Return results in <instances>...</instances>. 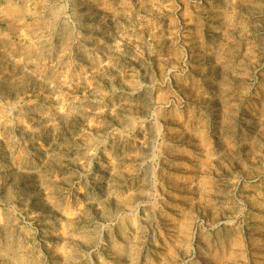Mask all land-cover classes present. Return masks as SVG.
I'll return each mask as SVG.
<instances>
[{"label":"rangeland","instance_id":"374dc122","mask_svg":"<svg viewBox=\"0 0 264 264\" xmlns=\"http://www.w3.org/2000/svg\"><path fill=\"white\" fill-rule=\"evenodd\" d=\"M0 264H264V0H0Z\"/></svg>","mask_w":264,"mask_h":264},{"label":"crops","instance_id":"0c3cea01","mask_svg":"<svg viewBox=\"0 0 264 264\" xmlns=\"http://www.w3.org/2000/svg\"><path fill=\"white\" fill-rule=\"evenodd\" d=\"M217 5V4H216ZM207 5L203 8L199 10V15L202 16L203 13H206V16H209V19L211 21H213L214 23H218V20L220 19L219 15L217 14L218 12H221L222 10V14L224 15V20L226 21V17H225V12L227 13L228 7L226 6H220V5ZM223 20V21H224Z\"/></svg>","mask_w":264,"mask_h":264}]
</instances>
